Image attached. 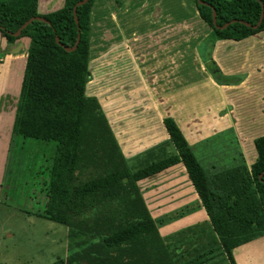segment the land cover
<instances>
[{"label": "trees", "instance_id": "trees-1", "mask_svg": "<svg viewBox=\"0 0 264 264\" xmlns=\"http://www.w3.org/2000/svg\"><path fill=\"white\" fill-rule=\"evenodd\" d=\"M82 1L64 0L60 8L40 14L38 0H0V34L8 43L29 38L12 135L54 143L47 206L51 218L68 227L70 242L65 258L53 264H176L159 232L165 218L152 217L138 183L179 162L213 234L230 264H236L232 250L264 235V135L254 140L257 158L250 168L240 155L234 165L210 177L174 118L167 116L163 124L169 140L128 160L99 100L85 92L92 79L95 0L78 5L74 13ZM202 1L195 0V6L212 29L205 38L207 52L217 40H241L264 30V16L257 28L252 26L264 12V0ZM203 58L210 72L219 71L210 54Z\"/></svg>", "mask_w": 264, "mask_h": 264}, {"label": "rangeland", "instance_id": "rangeland-1", "mask_svg": "<svg viewBox=\"0 0 264 264\" xmlns=\"http://www.w3.org/2000/svg\"><path fill=\"white\" fill-rule=\"evenodd\" d=\"M48 2H41L40 11H49L61 4V0ZM90 23L92 79L85 92L97 97L107 116L115 119L114 125L123 126L122 133L127 129V119L158 109L155 104L151 106L144 101L142 105L140 101L161 96L159 90L149 87L160 75L157 63L149 64L158 61L159 50L168 53L180 47L182 95L184 98L188 93L192 96L191 91L197 93L201 119L206 107H212L215 113L221 110L220 114L230 106L238 109L233 102L225 105L228 100L225 84H238L240 77L225 74L216 62L214 65L219 71L214 74L209 71L210 74L200 58V54H207L204 38L212 29L198 15L195 0H95ZM22 39L29 42L27 37ZM2 69L5 71V67ZM23 73L24 69L20 68L3 78L15 86L14 94L20 90ZM189 82L193 83L190 88ZM132 95L139 103L127 105ZM204 99L211 102L207 104ZM12 122L13 117L6 116L0 125V264H53L65 258L70 242L68 227L54 221L47 206L48 170L55 153L54 143L13 136L8 129ZM125 135L121 138L124 142ZM239 141L228 129L200 142L194 149L205 170L212 174L213 162L223 165L220 162L225 163ZM176 216L169 214L163 223L180 219ZM220 261L229 264L224 257Z\"/></svg>", "mask_w": 264, "mask_h": 264}, {"label": "crops", "instance_id": "crops-1", "mask_svg": "<svg viewBox=\"0 0 264 264\" xmlns=\"http://www.w3.org/2000/svg\"><path fill=\"white\" fill-rule=\"evenodd\" d=\"M42 1L38 0L37 10L40 14H46L60 8L64 0H61L57 8L54 7L45 12L39 9ZM48 1V4H51L55 0ZM160 37L161 35L157 39L160 40ZM28 46L29 42L26 39L19 38L13 43H8L0 34V67H5V71L0 70V125L6 116L11 119L13 117L14 121L20 92L18 90L14 94L12 90L15 86L10 84V80L7 83L4 82L3 78L6 74L10 77L16 69L21 68L23 71ZM180 51V47L178 51L174 49L169 50L168 53L165 50H159L158 61L149 62V64L157 63L160 72L156 81L149 83V87L159 90L161 96L152 97L154 100L149 99L150 97L143 98L140 102L142 105L144 101L151 106L155 104L158 109L156 112L145 111L140 116L134 115L131 119H127L125 142L121 139H124V133L121 130L123 126L114 125L115 119L111 120L104 111L123 154L128 160H132L147 149L168 141L169 135L163 124V118L171 116L185 135L195 156L197 155L195 146L221 135L228 129H231L239 138L237 148L233 149L225 163L220 162L223 165L219 166L218 163L213 162L212 174L206 171L210 177L227 167L226 163L229 164L228 166L234 165L240 155L250 168L257 158L254 140L264 135V30L241 40H217L213 49L206 51L205 55L210 54V58L225 74L240 77L238 84H225L228 93V100L225 96L227 100L225 105L233 102L238 109L233 110L230 106L224 114H220L221 110L215 113L212 107L205 106V111L202 113L203 119H201L197 109L199 102L197 93L191 91L192 96L188 93V96L183 98ZM202 57L200 54L205 66L208 60L205 62ZM205 69L210 73L206 67ZM168 80H171V83H167ZM211 83L212 86L215 85L213 78ZM187 84L190 88L193 83ZM203 102L208 104L211 100L204 99ZM138 103L139 99H135L133 95L126 101L127 105ZM12 126L13 122L11 128H8L11 133ZM6 132L8 134L9 130ZM138 185L152 217L164 218L169 214H177L176 217L180 218L159 226L160 234L173 250L176 264H221V257L228 260L212 232L207 212L183 163L179 162L145 178L139 181ZM147 198L150 200L148 201ZM232 254L236 264H264V235L237 246L232 250Z\"/></svg>", "mask_w": 264, "mask_h": 264}, {"label": "water", "instance_id": "water-1", "mask_svg": "<svg viewBox=\"0 0 264 264\" xmlns=\"http://www.w3.org/2000/svg\"><path fill=\"white\" fill-rule=\"evenodd\" d=\"M88 0H83L82 2H79V3H77L76 5H75V7H74V13H75V8L78 6V5H80V4H82V3H85V2H87ZM199 3H204L202 0H197ZM262 5H263V3H262ZM212 16H213V22H214V24L216 25V17H215V11L213 10V13H212ZM263 16H264V12H263V10H262V12H261V15H260V18H259V20L257 21V23L256 24H254V25H252L254 28H257L259 25H260V23H261V21H262V19H263ZM38 19H44V18H42V17H37ZM33 18H30L29 20H27L17 31H15L13 34L14 35H17L19 32H20V30L23 28V27H25L28 23H29V21L30 20H32ZM78 20H77V18H76V22H77ZM232 21H235V20H232ZM230 22H227V23H225L224 25H222L221 27H225L227 24H229ZM245 23V22H244ZM246 25H248V26H250L251 24L250 23H245ZM216 27H219L218 25H216ZM78 39H79V34H78V37H77V42H78Z\"/></svg>", "mask_w": 264, "mask_h": 264}]
</instances>
